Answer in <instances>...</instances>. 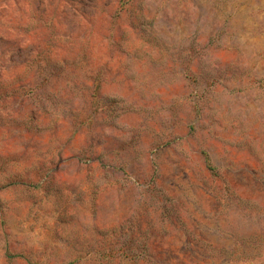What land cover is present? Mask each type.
<instances>
[{"label":"rangeland","instance_id":"obj_1","mask_svg":"<svg viewBox=\"0 0 264 264\" xmlns=\"http://www.w3.org/2000/svg\"><path fill=\"white\" fill-rule=\"evenodd\" d=\"M0 264H264V0H0Z\"/></svg>","mask_w":264,"mask_h":264}]
</instances>
